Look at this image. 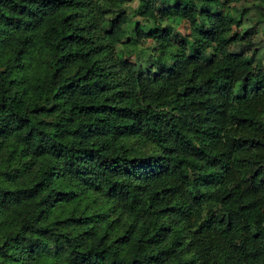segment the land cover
<instances>
[{
	"label": "trees",
	"instance_id": "16d2710c",
	"mask_svg": "<svg viewBox=\"0 0 264 264\" xmlns=\"http://www.w3.org/2000/svg\"><path fill=\"white\" fill-rule=\"evenodd\" d=\"M128 1L0 0V264H264V0Z\"/></svg>",
	"mask_w": 264,
	"mask_h": 264
},
{
	"label": "rangeland",
	"instance_id": "374dc122",
	"mask_svg": "<svg viewBox=\"0 0 264 264\" xmlns=\"http://www.w3.org/2000/svg\"><path fill=\"white\" fill-rule=\"evenodd\" d=\"M258 2V0H240L239 2H237L234 7H232L233 10L238 11V8H242V7H246V6H254L256 3ZM142 6L140 5V1L139 0H129L127 3V10L133 15L134 19L140 20L141 19V14L140 11L142 10ZM143 23V22H142ZM262 25H264V20L261 21L259 24H257V27H262ZM143 26L145 27V25L143 24ZM187 22L186 21H182L180 22L174 29V31L172 32V34L176 37L179 38L180 35H182L183 33L187 32ZM260 36L261 39L264 41V32L261 30L260 31ZM154 46L155 42L152 40H147L144 44H142V48H146V46Z\"/></svg>",
	"mask_w": 264,
	"mask_h": 264
}]
</instances>
